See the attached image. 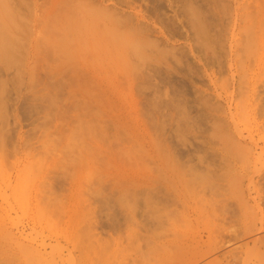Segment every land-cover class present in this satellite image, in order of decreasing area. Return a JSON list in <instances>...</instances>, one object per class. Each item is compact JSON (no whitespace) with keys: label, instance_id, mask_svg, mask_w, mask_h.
<instances>
[{"label":"rangeland","instance_id":"obj_1","mask_svg":"<svg viewBox=\"0 0 264 264\" xmlns=\"http://www.w3.org/2000/svg\"><path fill=\"white\" fill-rule=\"evenodd\" d=\"M125 1L0 0V264H264V0Z\"/></svg>","mask_w":264,"mask_h":264},{"label":"bare ground","instance_id":"obj_2","mask_svg":"<svg viewBox=\"0 0 264 264\" xmlns=\"http://www.w3.org/2000/svg\"><path fill=\"white\" fill-rule=\"evenodd\" d=\"M20 1L21 0H19V3H20ZM47 2V3H49L48 4V8L50 9V8H52V10L54 9L55 11H57V12H59L60 13V11L62 10V9H60V11H58L59 10V8L60 7H58V8H56L59 4H61V1L62 0H43V3L44 2ZM106 0H96V1H94V0H71L69 3H72V4H67L66 3V5L69 7V9H68V7H63L62 5V7H63V9L65 10V8H67V10H69V13H67V10H63L64 12H66L65 13V15L67 16L68 14H69V16H70V14H72V13H74V17L73 16H71L73 19L75 18V19H77L78 20V18H80V17H82V16H84V19L85 20H87V18L89 19L90 17V19H93V21L95 22V23H98V25H100V20H104V21H101L104 25H101V26H103V27H101L102 29L104 28V30L106 29H108L109 30V26H110V24H112L111 25V27L112 28H110L111 30H113V31H109V36L110 37H107L111 42H112V44L114 45V49L115 50H117V52H121V54L120 53H118V58H115L116 60H118V59H123V60H125V61H128V60H130V52H132L133 53V55H135V56H139V54H141V53H144L145 51H146V49H148L147 47L148 46H150V44H151V46L153 45V43L152 42H150V39H148L147 38V36H145L144 35V31L142 32V29L143 28H141L142 27V22H143V19H142V15L140 14V12H134V11H132L133 12V15L132 16H134V17H130V16H127V15H125L124 14V11H120L121 12V14L120 13H118V12H116V11H118V10H121V8L120 9H117V8H115V9H112V7H110L109 5V7L107 6V5H105V4H103L104 2H105ZM122 1V0H121ZM123 1H125V0H123ZM148 1L149 0H147V2L146 3H148ZM99 4H97V3ZM102 4H101V3ZM112 2V1H111ZM63 3V2H62ZM94 3H95V5H94ZM108 3V2H107ZM118 3H120V0H119V2ZM117 3V4H118ZM123 3V2H122ZM121 3V4H122ZM157 4H159V2H158V0H157V2H156ZM161 3V2H160ZM36 4V6H37V4L39 5V3H35ZM97 4V5H96ZM125 4L127 5V4H129V1H125ZM133 4V3H132ZM156 4V5H157ZM49 5H50V7H49ZM115 5V4H114ZM131 5V4H130ZM161 5V4H160ZM118 6V5H117ZM121 6V5H120ZM122 7V6H121ZM131 7V6H130ZM159 7V6H158ZM158 7H156L155 6V8H157L158 9ZM71 8L74 10L73 12H72V10H71ZM114 8V7H113ZM119 8V7H118ZM132 8V7H131ZM134 8V7H133ZM152 8V7H151ZM161 8V7H160ZM157 9H154L153 8V10H157ZM51 10V9H50ZM51 10V11H52ZM122 10H123V8H122ZM130 10V9H129ZM54 11V12H55ZM63 11H61V12H63ZM53 12V11H52ZM51 12V13H52ZM122 12H123V14H122ZM130 12V11H129ZM125 13H126V11H125ZM53 14H55V13H53ZM57 14V13H56ZM62 14V13H61ZM131 14V13H130ZM50 15V14H49ZM60 15V14H59ZM64 15V14H63ZM64 15V16H65ZM78 15V17H76ZM79 15H80V17H79ZM58 16V15H57ZM62 16V15H61ZM64 16H62V17H64ZM65 16V17H66ZM86 16H88V17H86ZM125 17V18H124ZM128 17V18H127ZM72 18L70 19V20H72ZM141 18V21L142 22H140L139 21V19ZM66 19V18H65ZM68 19V18H67ZM75 19H74V21H75ZM64 20V19H63ZM124 20V21H123ZM73 21V20H72ZM108 22H109V24H108ZM62 23V22H61ZM101 23V24H102ZM105 24H106V28H105ZM119 24H121V26L124 28H122L121 30H122V33L120 32V29L118 28V26H119ZM114 25H115V27H117L118 28V30L116 29V28H114ZM100 27L98 28V29H100ZM98 29L96 30L97 32H98ZM134 29V32L133 33H131L132 32V30ZM115 30H117V31H115ZM99 31H101V30H99ZM103 31V30H102ZM101 31V32H102ZM112 33V35L114 34V36H111L110 34ZM116 32V33H115ZM131 33V34H130ZM102 34V33H101ZM104 34H105V32H104ZM104 34H102V36L104 35ZM108 34H107V36H108ZM78 36V35H77ZM103 38V37H102ZM102 40V39H101ZM104 40V39H103ZM99 41V40H98ZM104 43H105V40H104ZM106 45V44H105ZM107 46V45H106ZM110 46V45H109ZM154 46V45H153ZM144 51V52H143ZM114 59V60H115ZM195 259V258H194ZM196 260V259H195ZM198 261V260H197Z\"/></svg>","mask_w":264,"mask_h":264}]
</instances>
